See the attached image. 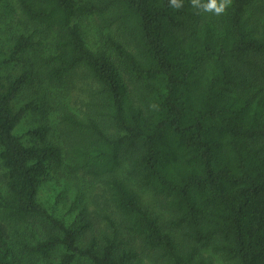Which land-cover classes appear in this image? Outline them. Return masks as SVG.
<instances>
[{
	"label": "trees",
	"instance_id": "16d2710c",
	"mask_svg": "<svg viewBox=\"0 0 264 264\" xmlns=\"http://www.w3.org/2000/svg\"><path fill=\"white\" fill-rule=\"evenodd\" d=\"M181 2L19 0L55 32L45 77L63 81L84 67L99 86L82 113L61 107L59 133L40 122L26 143L16 128L40 105L14 101L33 71L0 83V264H19L16 242L46 264H264V0H231L220 15ZM93 15L120 35L92 47L77 18ZM36 43L21 32L0 44V68ZM125 160L127 178L117 173ZM60 171L99 180L98 223L84 207L73 225L40 201L44 177ZM130 179L152 190L168 218Z\"/></svg>",
	"mask_w": 264,
	"mask_h": 264
},
{
	"label": "rangeland",
	"instance_id": "374dc122",
	"mask_svg": "<svg viewBox=\"0 0 264 264\" xmlns=\"http://www.w3.org/2000/svg\"><path fill=\"white\" fill-rule=\"evenodd\" d=\"M210 14V12H205ZM85 38L88 43L98 48L105 46L107 34L112 33L119 36V31L115 26L103 28L99 16L78 17ZM21 32L30 33L37 41L36 45L27 50L22 60L11 63L0 68V83L5 82L8 77L19 74L24 68H30L33 71V82L24 89L15 99L14 106L19 108L25 102L34 100L40 105L37 110H29L22 118L16 128V133L21 135L26 143H33V139L27 133L29 128L40 122L52 123L59 133V113L62 106L68 105L70 108L82 113L86 108L91 94L99 83L92 78L84 67H77L63 81H50L45 77V66L43 58L54 51L55 32L37 21L28 18L21 10L19 0H0V44L1 47L8 48L15 40L16 35ZM1 150V146H0ZM127 161L117 169L122 177H126ZM5 168L0 159V190L6 192ZM58 173L47 174L39 189L38 197L51 212L57 217L63 218L73 225H77L82 218L81 210L85 207V213L93 217L94 223L99 222V218L93 213V209L98 202L105 200L96 199L95 195L102 198L103 188L98 179L90 177L82 172L79 173ZM130 183L137 187L141 199L148 204L152 210L160 217L161 221L168 218L170 211L154 196L151 189L138 187L134 180ZM2 216V209H0ZM28 229L41 232L42 223L29 222L26 224ZM80 229H82L80 227ZM82 231H84L82 229ZM87 232V228L85 229ZM31 236V234H30ZM16 258L19 264H46V260L23 251L19 242L14 243ZM60 250L55 253L58 256ZM203 252L214 255L217 262L224 263L225 259L208 248ZM76 264H93L87 257H81Z\"/></svg>",
	"mask_w": 264,
	"mask_h": 264
},
{
	"label": "clouds",
	"instance_id": "9594fccd",
	"mask_svg": "<svg viewBox=\"0 0 264 264\" xmlns=\"http://www.w3.org/2000/svg\"><path fill=\"white\" fill-rule=\"evenodd\" d=\"M194 8L201 9L203 12H210L214 15H220L226 11L231 0H190ZM170 7L180 9L182 7L181 0H170Z\"/></svg>",
	"mask_w": 264,
	"mask_h": 264
}]
</instances>
